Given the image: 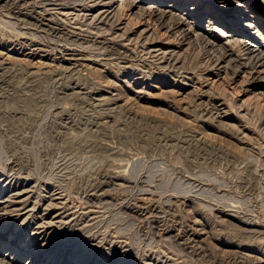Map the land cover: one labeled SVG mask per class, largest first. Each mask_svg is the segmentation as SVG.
Instances as JSON below:
<instances>
[{"label": "rangeland", "instance_id": "1", "mask_svg": "<svg viewBox=\"0 0 264 264\" xmlns=\"http://www.w3.org/2000/svg\"><path fill=\"white\" fill-rule=\"evenodd\" d=\"M42 1L0 0V264H264V0L66 24L131 57H62Z\"/></svg>", "mask_w": 264, "mask_h": 264}, {"label": "bare ground", "instance_id": "2", "mask_svg": "<svg viewBox=\"0 0 264 264\" xmlns=\"http://www.w3.org/2000/svg\"><path fill=\"white\" fill-rule=\"evenodd\" d=\"M13 1V0H12ZM42 1V0H41ZM65 0H43L42 2V4H44L45 5V9H46V11L48 12V11H52V8H54L55 9V13L52 11V20H51V18H50V21L52 22L51 24H45V25H42L41 24V21H40V18L39 17H33V19H34V22H36L37 24H41V26L40 27H38V29H41V30H45V36L46 37H48L49 39H50V41H51V44H53L54 45V49L56 50V51H58V53L63 57V56H70V57H74V56H79L80 55V53L81 52H87L88 51V48L89 47H87V46H85V45H83V44H88V43H93V42H95L96 41V39H100L101 41L99 42V41H97V44H99L100 45V48H101V46H103L104 47V45H105V47L106 46H111V50H112V52H109V53H111V55L112 56H116V57H120V56H124V57H131V55H134L135 54V51L136 50H134V48H130V44L134 41V47H135V45L137 46V44L140 42L139 40V37H134L133 38V41L132 40H129L126 44H124V43H122V45L121 44H119V43H116V41H115V37H112V39L110 38V39H106L105 38V36H104V38H102L101 36V33H100V29L99 28H93V30L91 31V32H83V31H81L79 28L78 29H71V28H69V26L68 27H66V24L68 23V22H70V21H74L76 24H78V25H80V26H82L83 24H81V23H84L87 27H88V25H90V27H91V25H95V24H98L100 27H101V31H105V28H102V26H105V24H108V23H110V22H113L114 20H115V18H116V16L118 15V13L121 11V10H129V11H134L135 10V15H136V17H138V18H141L142 17V14L143 13H149L150 12V10H151V7H147L146 5H150V6H152L151 4L152 3H146V4H143L141 1H137V0H78L77 2H76V4L78 3V5L79 4H81L82 3V8H79V9H77L76 10V8L74 7V6H72L71 8H67V7H62V5L64 6V4H62L63 2H64ZM69 1V0H68ZM74 1V0H73ZM14 3V2H13ZM65 3H67V0L65 1ZM87 3H90V4H87ZM40 4V3H39ZM71 4H75L74 2H71ZM118 4V5H117ZM9 5V4H8ZM43 5V6H44ZM66 5V4H65ZM25 6V5H24ZM53 6V7H52ZM147 8H146V7ZM27 8V7H26ZM160 8V7H159ZM21 9V8H20ZM23 9V8H22ZM21 9V10H22ZM153 9V8H152ZM155 10H156V8H154ZM124 10V11H125ZM9 11V10H8ZM29 11H31V10H29ZM45 11V12H46ZM13 12H15V11H13ZM33 12V11H32ZM42 12H44V11H42ZM41 12V13H42ZM9 13V12H8ZM16 13V12H15ZM25 13V12H24ZM28 13V12H27ZM155 13V12H154ZM163 13V12H162ZM12 14V13H11ZM26 14V13H25ZM40 14V13H39ZM38 14V15H39ZM157 14V13H156ZM35 15H36V13H35ZM41 15V14H40ZM162 15H164V13L162 14ZM170 15V14H169ZM30 16H31V14H30ZM149 16V15H148ZM167 16V15H166ZM172 16V15H171ZM173 17V16H172ZM171 17V18H172ZM26 18V17H25ZM158 18V17H157ZM174 18L175 19H177L176 18V16H174ZM26 20V19H25ZM45 20V19H44ZM118 20V19H117ZM148 20V19H147ZM120 21V20H119ZM181 22V21H180ZM185 23L186 22H188V21H184ZM33 23V22H32ZM117 23V22H116ZM178 23V22H177ZM31 24V23H30ZM119 24H120V22H119ZM118 24V25H119ZM62 25H63V27H62ZM77 25V26H78ZM113 25V24H112ZM112 25H111V28H112ZM124 25H125V23H124ZM7 26H8V23H7ZM14 26V25H13ZM35 26V25H34ZM84 26V25H83ZM98 26V27H99ZM108 26H110L109 24H108ZM126 26V25H125ZM124 26V27H125ZM180 26V25H179ZM36 27V26H35ZM64 27H66V28H69V29H71V31L70 32H67L66 30H65V28ZM74 27V26H73ZM85 27V26H84ZM117 27V26H116ZM189 27V26H188ZM92 28V27H91ZM118 28V27H117ZM175 28V27H174ZM68 29V30H69ZM82 29H83V27H82ZM86 29V28H85ZM85 29H84V31H85ZM107 29H109V30H107V31H109L108 33H110V32H112L111 30L112 29H110V28H107ZM170 29H172V28H170ZM89 29L87 28V31H88ZM120 30L122 31V33L121 34H117L119 37H121L120 39H125V38H128L129 39V37L126 35V33H128L127 32V28H125V29H121L120 28ZM119 30V28L117 29V31L116 32H119L120 31ZM90 31V30H89ZM142 31H144V30H142ZM183 31V30H182ZM133 32V31H132ZM179 32V31H178ZM183 32H185V31H183ZM140 33H142L143 34V32H139V34ZM145 33V32H144ZM187 33V32H186ZM132 34V33H131ZM136 33H134V35H135ZM142 34H140L139 36H141L140 38H142V36L144 35H142ZM146 34V33H145ZM185 34V33H184ZM189 34V33H188ZM101 35V36H100ZM151 35V34H150ZM143 38H145V36L143 37ZM142 38V39H143ZM149 38V37H148ZM98 39V40H99ZM119 39V38H118ZM127 39V40H128ZM146 39H147V37H146ZM196 39V38H195ZM123 42H125L124 40H122ZM145 41V40H144ZM143 41V42H144ZM115 42V43H114ZM143 42H141V43H143ZM62 43H64L65 45L63 46L62 45ZM83 43V44H82ZM97 44H95V46L97 45ZM144 44V43H143ZM61 45H62V47H61ZM92 45H94V44H92ZM91 44H90V47L92 46ZM113 45V46H112ZM141 45V44H140ZM21 46V45H20ZM213 46V45H212ZM26 47V46H25ZM67 47V48H66ZM69 47V48H68ZM105 47L103 48V49H105ZM145 47V46H144ZM62 48H64V49H62ZM71 48V49H70ZM95 48V47H94ZM98 48V47H97ZM107 48V47H106ZM52 49V48H51ZM103 49L102 50H100L101 52L103 51ZM141 49V48H140ZM54 50V51H55ZM95 50V49H94ZM105 50H108V48L107 49H105ZM147 50V55H151L152 54V50L151 51H149V49H146ZM55 51V52H56ZM100 51H98V52H100ZM110 51V50H109ZM142 51H144V50H142ZM155 51V50H154ZM169 52V51H168ZM171 52V51H170ZM103 53V55H104V52H102ZM140 53V52H139ZM145 53V52H144ZM157 53V52H156ZM163 53V52H162ZM77 54H79V55H77ZM82 54V53H81ZM141 54H142V52H141ZM146 54V53H145ZM158 54H160V53H158ZM165 54V53H164ZM163 54V55H164ZM173 54V53H172ZM97 55V54H96ZM99 55V54H98ZM101 55V54H100ZM146 55V56H147ZM156 55V54H155ZM82 56V55H81ZM111 56V57H112ZM144 56V55H143ZM161 56V55H160ZM165 56V55H164ZM222 56V55H221ZM106 57V56H105ZM110 57V58H111ZM136 57H137V55H136ZM151 57L152 56H150V59H151ZM170 57H171V54H170ZM225 57V56H224ZM81 58V57H80ZM109 58V57H108ZM143 58H145V57H143ZM148 58V57H147ZM153 58H154V54H153ZM158 58V57H157ZM157 58H154V59H157ZM161 58H163L162 56H161ZM168 58V57H167ZM106 59H107V57H106ZM112 59V58H111ZM119 59H121V58H119ZM129 59V58H128ZM160 59V58H159ZM158 59V60H159ZM166 59V58H165ZM169 59V58H168ZM173 59V58H172ZM124 60H125V58H124ZM164 60V59H163ZM176 60V59H175ZM143 61H144V59H143ZM153 61V60H152ZM162 61V60H161ZM145 62V61H144ZM160 64V63H159ZM169 64V63H168ZM168 64H167V67L169 68V66H168ZM75 65V64H74ZM158 66V65H157ZM161 66V65H160ZM175 66V65H174ZM162 67V66H161ZM166 67V68H167ZM171 68V67H170ZM1 69V68H0ZM12 70L11 71H13V68H11ZM15 69V68H14ZM66 69V68H65ZM71 69V68H70ZM6 70V69H5ZM17 70V69H16ZM20 70H23V69H20ZM10 71V72H11ZM15 71V70H14ZM13 71V72H14ZM9 72V73H10ZM16 72V71H15ZM20 73H22L23 74V72L24 71H19ZM26 72V71H25ZM58 72V71H57ZM260 72V71H259ZM1 73V72H0ZM61 73V72H60ZM261 73H262V71H261ZM18 74V73H17ZM25 74H27V73H25ZM21 75V74H20ZM19 75V76H20ZM60 75V74H59ZM26 76V75H25ZM29 76V75H28ZM64 76V75H63ZM63 76H59V81L62 79V77ZM258 76H260V75H258ZM1 77V76H0ZM3 77H4V75H3ZM8 77V76H7ZM27 77V76H26ZM25 77V78H26ZM30 77V76H29ZM261 77V79H263L264 80V76L263 75H261L260 76ZM5 78V77H4ZM3 78V79H4ZM22 78H23V76H22ZM54 78V77H53ZM76 78V77H75ZM1 79V78H0ZM7 79V78H6ZM10 79V78H9ZM27 79V78H26ZM64 79V78H63ZM2 80V79H1ZM11 80L12 79H10L9 80V82H11ZM19 80V79H18ZM17 80V83L19 82ZM75 80V79H74ZM262 80V81H263ZM58 81V80H57ZM58 81V82H59ZM3 82H4V80H3ZM21 82V81H20ZM54 82H56V81H54ZM36 84V83H35ZM53 84V83H52ZM55 84H57V83H55ZM75 84V83H74ZM7 85V84H6ZM15 85H16V83H15ZM18 86H20L21 84L19 83V84H17ZM24 85H26V84H24ZM76 85V84H75ZM85 85V84H84ZM16 87V88H18L19 89V87ZM33 86V85H32ZM59 86V85H58ZM28 87V86H27ZM67 87V86H66ZM29 88V87H28ZM84 88V87H83ZM17 89V90H18ZM62 89V88H61ZM18 92V91H17ZM262 94V93H261ZM264 95V94H263ZM81 100V99H80ZM99 101V100H98ZM97 101V102H98ZM110 103H112V102H110ZM114 105H115V103H114ZM109 109V108H108ZM101 110V109H100ZM106 111H107V109H106ZM104 113V112H103ZM102 116V115H101ZM100 119V118H99ZM67 122V121H66ZM93 124H95V123H93ZM46 125V124H45ZM50 125H51V123H50ZM49 125V126H50ZM54 125V124H53ZM52 125V126H53ZM102 125V124H101ZM55 126V125H54ZM59 126V125H58ZM57 126V127H58ZM92 126V125H91ZM46 127H48V126H46ZM48 128H50V127H48ZM54 128V127H53ZM56 128V127H55ZM53 130V129H52ZM63 144V143H62ZM61 146V145H60ZM65 147V146H64ZM84 149V148H83ZM65 153H67V152H65ZM117 176H119V175H117ZM107 178V177H106ZM115 178H116V176H115ZM98 179V178H97ZM100 179H101V177H100ZM104 179H105V177H104ZM111 179H113V178H111ZM118 178H116V180H117ZM100 181H103V180H100ZM106 181V180H105ZM8 182V181H7ZM104 182V181H103ZM108 182V181H107ZM0 183H1V185H2V181L0 180ZM13 183V182H12ZM111 183V182H110ZM114 183V182H113ZM100 184V183H99ZM98 184V185H99ZM105 184V183H104ZM113 185V184H112ZM101 186V185H100ZM4 192H5V190L6 189H8V185H7V183L4 185ZM11 187H12V185H11ZM28 188V187H27ZM30 188H32V187H30ZM98 188H99V186H98ZM9 190H10V188H9ZM12 190V189H11ZM38 190V189H37ZM96 191V190H95ZM13 191H11L10 193H12ZM15 192V191H14ZM27 192V191H26ZM9 193V194H10ZM24 193V192H23ZM26 194V193H25ZM7 195V194H6ZM27 195V194H26ZM19 196H20V194H16L15 195V197L16 198H19ZM29 196V195H28ZM45 196V195H44ZM13 197V196H12ZM12 197H10V195L9 196H5V198L4 199H2V198H0V209H1V206H3L4 205V203L6 202V201H8L7 199H9V198H12ZM53 196H51V198H52ZM59 197V196H58ZM21 198V197H20ZM42 198V197H41ZM22 199V198H21ZM60 199V198H59ZM94 199H96L95 197H94ZM11 200V199H10ZM24 200V199H23ZM61 200V199H60ZM12 201V200H11ZM10 202V201H9ZM15 202V201H14ZM18 202V201H17ZM16 202V203H17ZM27 202V201H26ZM51 202V201H50ZM24 203H25V201H24ZM54 203V202H53ZM8 204V203H7ZM7 204H6V206H7ZM10 204V203H9ZM8 204V205H9ZM13 204V203H12ZM11 204V205H12ZM11 205H10V207H11ZM6 206H5V208H6ZM48 206V205H47ZM50 206V205H49ZM56 206V205H55ZM22 207V206H21ZM25 207V206H24ZM34 207H35V205H34ZM33 206L31 207V208H34ZM87 207V206H86ZM154 207V206H153ZM82 208H84V207H82ZM127 208V207H126ZM134 208V207H133ZM132 208V209H133ZM12 209V208H11ZM47 209V208H46ZM131 209V210H132ZM130 210V211H131ZM145 210H147V209H145ZM2 211V209L0 210V212ZM16 211H17V209H16ZM30 211V210H29ZM133 211V210H132ZM135 211H136V209H135ZM135 211L133 212V213H135ZM139 211V210H138ZM148 211H150V210H148ZM9 212V211H8ZM12 212V210H10V213ZM15 212V211H14ZM157 212V211H156ZM3 213V212H2ZM32 213V212H31ZM71 213H73V212H71ZM132 213V212H131ZM4 214V213H3ZM6 214V213H5ZM8 214V213H7ZM12 214V213H11ZM45 214V213H44ZM14 215H16V214H14ZM19 215H20V213H19ZM31 215V214H30ZM46 215V214H45ZM142 215V214H141ZM17 216V215H16ZM144 216V215H143ZM153 216V215H152ZM25 217V216H24ZM43 217V216H42ZM134 217V216H133ZM26 218V217H25ZM24 218V219H25ZM143 218V217H142ZM16 219V218H15ZM27 219V218H26ZM17 220V219H16ZM41 220V219H40ZM51 220H52V218H51ZM45 221V220H44ZM51 222V221H50ZM2 225V224H1ZM41 226H42V224H40ZM39 225V226H40ZM44 225V224H43ZM45 225H46V223H45ZM39 226H36V227H39ZM35 227V228H36ZM34 228V229H35ZM44 228V227H43ZM38 230V229H37ZM31 233H33L34 234V231L33 232H31ZM38 235V234H37ZM44 235V234H43ZM43 238V237H42ZM9 240L11 241V242H13V240H14V237H10L9 238ZM11 242H10V244H11ZM37 255V254H36ZM177 262V261H176ZM169 264V263H168Z\"/></svg>", "mask_w": 264, "mask_h": 264}]
</instances>
